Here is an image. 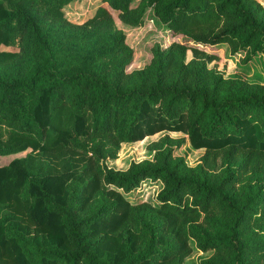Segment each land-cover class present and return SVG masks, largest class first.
<instances>
[{
    "label": "trees",
    "instance_id": "1",
    "mask_svg": "<svg viewBox=\"0 0 264 264\" xmlns=\"http://www.w3.org/2000/svg\"><path fill=\"white\" fill-rule=\"evenodd\" d=\"M69 1L0 0V61L24 62L0 74V154L48 159L42 171L18 159L0 165V208L33 228L0 219V264H183L191 241L212 251L199 264H264V84L224 77L197 49L187 60L180 42L127 72L111 11L136 25L134 0H100L82 24L65 18ZM148 2L172 34L264 62L256 0ZM71 30L102 44L67 56ZM161 132L204 149L198 163L175 155L184 139L165 134L148 145L151 158L107 164L121 144ZM145 179L162 183L158 205L125 198Z\"/></svg>",
    "mask_w": 264,
    "mask_h": 264
},
{
    "label": "rangeland",
    "instance_id": "2",
    "mask_svg": "<svg viewBox=\"0 0 264 264\" xmlns=\"http://www.w3.org/2000/svg\"><path fill=\"white\" fill-rule=\"evenodd\" d=\"M256 1L264 7V0ZM100 5V0H71L64 5L63 13L68 21L74 24H82L93 16ZM131 7L136 11L135 17L138 21L136 25L122 22L117 12L111 11L115 30L119 35H123L126 50L130 54L125 71L132 72L142 69L150 62L154 50L158 47L164 50L172 42H180L187 46V60L193 57V51L197 49L198 55L206 61L208 66L217 70L224 77H236L250 83L257 82L264 84V62L261 54L256 53L251 59L244 61L248 52L240 51L231 54L227 44L209 45L194 43L186 36L172 34L168 26L155 16L153 12L154 7L148 0H134L131 3ZM66 38L64 53L70 57L92 51L102 44V41L92 33L81 34L79 31L71 30L66 33ZM23 65L24 62L19 59L0 61V74H11L22 68ZM165 134H168L172 138L184 139L179 146L177 144L172 145L175 155L184 156L189 166H194L198 163L204 151L191 149L186 135L161 132L148 136L140 142L121 144L118 157L107 160V164L116 169H125L132 160L140 161L145 158H151L152 152L147 148L148 145L163 138ZM34 153L30 150H24L0 154V165L18 159L24 166L28 167H32L35 162L38 166L35 165L32 168L42 171L48 164V159L35 157V161H33L32 156ZM71 183L73 184V179H71ZM161 187L162 183L160 181L145 179L138 187L127 193L123 192V194L131 204L148 202L152 205H158L156 194ZM14 213V207L5 204L0 208V219L7 218L8 221L15 222L24 230L33 231L32 226L22 216L14 215ZM43 237L39 235L40 240ZM190 245L192 252L184 259L183 264H199L201 259L207 258L212 254V251L201 252L198 250L193 241H191Z\"/></svg>",
    "mask_w": 264,
    "mask_h": 264
},
{
    "label": "crops",
    "instance_id": "3",
    "mask_svg": "<svg viewBox=\"0 0 264 264\" xmlns=\"http://www.w3.org/2000/svg\"><path fill=\"white\" fill-rule=\"evenodd\" d=\"M170 133H175V134H181V135H183V133H181V132H170ZM187 137V136H186ZM189 142V141H188ZM192 149V148H191ZM199 151H204V149H198ZM203 154V153H202ZM201 154V155H202Z\"/></svg>",
    "mask_w": 264,
    "mask_h": 264
}]
</instances>
